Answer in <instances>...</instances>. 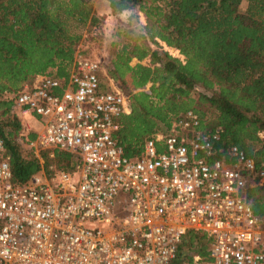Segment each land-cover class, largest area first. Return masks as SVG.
<instances>
[{"label":"built area","instance_id":"obj_1","mask_svg":"<svg viewBox=\"0 0 264 264\" xmlns=\"http://www.w3.org/2000/svg\"><path fill=\"white\" fill-rule=\"evenodd\" d=\"M81 45L67 76L57 66L38 74L13 108L25 146L39 158L71 152L74 168L53 163L16 183L0 135V264H170L190 228L207 234L208 253L179 264H264V210L248 196L264 166L193 109L128 157L118 130L129 95Z\"/></svg>","mask_w":264,"mask_h":264},{"label":"trees","instance_id":"obj_2","mask_svg":"<svg viewBox=\"0 0 264 264\" xmlns=\"http://www.w3.org/2000/svg\"><path fill=\"white\" fill-rule=\"evenodd\" d=\"M106 1L110 14L102 17L98 0H0V135L11 154L14 181L26 183L42 168L50 172L54 162L69 169L76 163L73 153L59 149L54 156L44 150L39 158L19 140L17 94L50 67L67 76L81 26L123 12H129L127 27L114 35L125 42L115 54L105 51L101 59L85 52L99 58L129 95L131 111L121 116L118 130L125 154H140L151 134L169 133L172 114L193 109L204 125H211L206 116L215 117L223 144L239 145L264 166V0H245V8L244 0ZM134 57L139 61L133 64ZM146 57L149 63L142 62ZM248 196L262 212L264 185L249 188ZM209 244L203 230L187 229L170 264L192 260L194 253L207 255Z\"/></svg>","mask_w":264,"mask_h":264},{"label":"rangeland","instance_id":"obj_3","mask_svg":"<svg viewBox=\"0 0 264 264\" xmlns=\"http://www.w3.org/2000/svg\"><path fill=\"white\" fill-rule=\"evenodd\" d=\"M106 0H98L97 8L100 10V16H108L110 12L108 11ZM247 1L242 2V7H246ZM129 19V12H123L122 14H116L114 16H111L109 19H106L105 21L103 19L100 20L99 23L91 26L89 21L81 26V30L83 32V36L81 38V41L78 43V45L81 43V47L88 51L93 56H99V58L103 59V54L105 51L109 53V55L115 54L117 51V47L122 45L125 42V39L123 37H119L117 35H114V32L121 28H126L127 21ZM109 32L106 34V29ZM134 35L133 33H129L128 36ZM107 36V37H105ZM113 40L119 41L120 43L118 45L112 46L111 42ZM98 58V59H99ZM206 118L209 120L210 124H214L215 117L208 115ZM33 125H36V122L33 121ZM57 163L58 162H54Z\"/></svg>","mask_w":264,"mask_h":264},{"label":"crops","instance_id":"obj_4","mask_svg":"<svg viewBox=\"0 0 264 264\" xmlns=\"http://www.w3.org/2000/svg\"><path fill=\"white\" fill-rule=\"evenodd\" d=\"M108 11L110 12V9H109V8H108ZM165 45H167V44L164 43V46H165ZM167 47H170V46L167 45ZM165 48H166V46H165ZM137 61H139V59L136 58V57H134V58L132 59L131 62L134 64V63H136ZM142 62H144V63H149V62H150V58H149V57H146V58H144V59L142 60ZM33 121L36 122V125H33ZM31 124H32V127H37V126H38V122H37V120H35V119H32Z\"/></svg>","mask_w":264,"mask_h":264}]
</instances>
